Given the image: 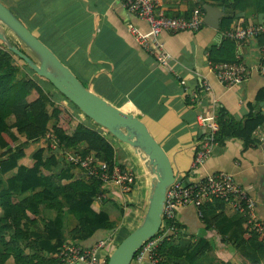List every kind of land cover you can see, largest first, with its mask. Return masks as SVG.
<instances>
[{
    "label": "crops",
    "instance_id": "obj_1",
    "mask_svg": "<svg viewBox=\"0 0 264 264\" xmlns=\"http://www.w3.org/2000/svg\"><path fill=\"white\" fill-rule=\"evenodd\" d=\"M196 1L160 0L157 10L163 16L188 18ZM0 2L49 48L85 87L114 107L136 116L145 124L151 136L169 157L176 180L183 185H191L208 174L230 173L238 185L254 199L256 214L260 220H264V127L257 129L254 134L255 139L263 137V141L259 140L257 145L245 148L243 141L239 139L216 142L205 164L196 170L191 169L202 132L196 117L212 111L210 99L201 89V82L206 81L210 85L212 97L218 102V107L214 109L215 115L219 110H223L225 119L240 122H244L249 114L264 116V101H257V96L264 92V77L253 69L240 85L225 87L218 83L210 69L213 63L211 55L219 58L232 57L236 60L235 63L254 67L261 60L264 39L233 43L232 51L230 44L221 47L226 41L220 21L218 30L203 25L195 32H163L159 39L172 56L169 65L172 71H169L158 66L153 57L139 47L135 37L129 32L128 25L142 33L148 32V26L127 12L118 0H0ZM263 22L264 15H256L252 9H247L231 23L229 30L238 23L247 26ZM5 33L11 44L20 48L15 37L8 31ZM13 58L19 69L15 74V81L35 78L24 68L21 60L15 56ZM19 61L23 67L17 63ZM26 74L29 77H25ZM178 76L185 81L188 94L184 92ZM40 85L52 101L72 110L59 95L54 96L49 85L44 82ZM194 95L196 100L193 102L191 98ZM79 119L81 118L77 120L81 122ZM13 120L12 117L7 122L11 124ZM102 134L105 136L104 132ZM109 137L115 150L114 163L131 169L135 176L137 173L141 177L140 173L145 170L139 158L129 147ZM129 156H132L134 161ZM23 161L26 165H31L27 158ZM133 162L141 169L136 171ZM66 170L68 177H78L79 181L87 183L78 169L67 166ZM149 185L150 180L145 185L140 179H136L130 194L127 195L125 205L121 203V198L115 191L109 192L103 201L94 200L92 209L95 212H104L113 228L110 231L95 232L84 240H73L70 237L77 226V221L61 196L54 200L62 206L61 210L55 205L50 208L41 205L37 210L35 227L30 225L24 227L22 221L19 228H13L9 233L21 234L23 239L24 234H41L43 221L55 220L58 217L61 219L66 242L87 249L110 236L113 238L110 244L115 245L120 230L129 232L140 224L147 206ZM5 190H9L11 197L18 201L33 200L31 193H19L17 184L10 188L6 178L0 176V191ZM44 204L48 205L49 201H44ZM113 208L119 210L120 218L116 219L109 214V211H114ZM2 216L0 201V218ZM176 220L188 234L200 236L198 233L204 230L206 237H209L211 232L215 233L205 230L196 210L191 206H179L176 210ZM35 238L19 241L21 248L31 243V248L25 250V257L34 258L25 264H55L57 250L53 248L54 243L50 242L47 245L44 238L38 241ZM108 246L97 253L98 259H108L111 254L107 251ZM6 264H14L13 258L9 257Z\"/></svg>",
    "mask_w": 264,
    "mask_h": 264
},
{
    "label": "trees",
    "instance_id": "obj_2",
    "mask_svg": "<svg viewBox=\"0 0 264 264\" xmlns=\"http://www.w3.org/2000/svg\"><path fill=\"white\" fill-rule=\"evenodd\" d=\"M204 4L224 9L225 16L220 20V27L224 33L229 31L231 23L247 9H252L256 15H264V0H202L196 1L192 10L195 7L202 9ZM258 38L264 39V35ZM225 41L221 47L230 44L232 51L235 42L226 38ZM13 57L14 55L0 42V176L6 178L10 188L17 184L19 193H31L33 200L18 201L11 197L9 190L0 191L3 211L0 218V264H6L9 257L13 258L14 264L31 262L34 256L25 257V250L31 248V243L21 248L20 240L29 241L36 237L35 240L38 241L44 238L47 245L53 242V248L57 251L60 245L66 242L61 219L58 217L55 220L43 221L41 234H24L23 239L21 234L9 233L11 229L19 228L22 221L24 227L28 225L35 227L37 210L41 205L48 208L55 205L61 210L62 206L54 201L57 196L64 199L69 212L77 221V226L70 235L73 240H84L95 232L110 231L113 228L104 212H95L92 209L94 200L101 192L100 182L92 180L83 183L78 177H68L66 168L71 165L61 163L44 140L45 134L51 132L56 137L60 150H73L83 156L93 154L96 158L112 164L115 150L109 140L110 135L83 116L47 81L36 77L26 64L24 68L35 78L15 81V74L19 69ZM210 59L213 63L236 62L232 57L219 58L211 55ZM41 82L55 90L62 100L92 127L83 121H76L67 106L52 101L49 95L45 94ZM257 101H264V92L257 96ZM12 117L14 120L9 124L7 120ZM217 125L216 142L239 139L246 148L259 142V137L255 139L254 134L257 129L264 127V116L249 114L244 122H240L225 119L223 110H219ZM26 158L31 165L25 164L23 160ZM44 201H49V204L45 205ZM200 211L202 213L200 220L205 230L214 231L223 244L230 245L241 256L242 264H264V244L261 238L253 233H247L245 218L235 213L231 204L212 199L203 203ZM174 225L175 232L164 238L156 249L158 258L156 264H231L219 262L212 257L210 260L212 246L207 239L186 233L178 225L176 218ZM162 231L161 228L158 234ZM117 234L115 247L128 232L123 229ZM55 264H58L57 261Z\"/></svg>",
    "mask_w": 264,
    "mask_h": 264
},
{
    "label": "built area",
    "instance_id": "obj_3",
    "mask_svg": "<svg viewBox=\"0 0 264 264\" xmlns=\"http://www.w3.org/2000/svg\"><path fill=\"white\" fill-rule=\"evenodd\" d=\"M123 8L143 21L148 26V32L142 33L132 25H128L129 32L135 37L139 47L147 54L151 55L158 66L169 69L172 56L166 50L159 36L163 32H195L203 26V10L195 7L190 17H168L161 15L158 10L160 0H118ZM195 1V0H191ZM264 35V22L254 25L243 26L240 23L234 25L232 29L224 34L226 39L235 43H242L255 40ZM210 69L218 83L225 87H235L246 80L251 70H257L264 77V47L261 49V60L254 67H249L241 63H211ZM179 83L184 87V92L188 94L186 83L178 76ZM204 95L208 96L212 111L209 114H199L196 117L198 126L201 128V138L198 142L196 152L192 161V170L202 167L210 157L213 146L216 144L215 137L218 132L217 115L215 107L218 102L213 99L210 85L204 81L200 84ZM196 96L191 98L195 101ZM198 104V103H196ZM47 146L51 152L62 162L70 164L78 169L82 178L86 182L92 180L99 181L101 192L96 197L97 201H103L111 191H115L121 198V203L125 205L127 195L130 194L132 185L135 183V173L129 168H123L96 158L93 154L82 155L73 150H60L56 137L47 132L44 136ZM263 141V137H259ZM212 199L223 200L231 204L235 213L245 218L247 233H253L261 238L264 244V220H260L256 214V204L254 199L238 185L234 176L230 173L217 172L206 175L203 179L191 185H183L175 180L169 187L165 196V203L162 211V233L148 240L136 253L132 262L136 264H156V249L161 245L164 238L175 232V213L179 206H191L196 210L200 219L202 213L200 207L203 203ZM264 206V203H263ZM111 242L112 237L96 243L91 248H82L78 244L64 242L58 248L56 261L58 264H106L107 260L98 259L97 253L105 249Z\"/></svg>",
    "mask_w": 264,
    "mask_h": 264
},
{
    "label": "water",
    "instance_id": "obj_4",
    "mask_svg": "<svg viewBox=\"0 0 264 264\" xmlns=\"http://www.w3.org/2000/svg\"><path fill=\"white\" fill-rule=\"evenodd\" d=\"M202 10L203 25L218 30L219 21L224 16L223 8L204 4ZM5 31L15 37L20 48L11 44ZM0 42L83 116L104 129L114 140L129 147L141 161L150 180L145 213L138 227L115 247L106 263L131 264L144 243L154 238L161 229L166 192L176 180L169 157L141 120L114 107L85 87L1 2Z\"/></svg>",
    "mask_w": 264,
    "mask_h": 264
},
{
    "label": "rangeland",
    "instance_id": "obj_5",
    "mask_svg": "<svg viewBox=\"0 0 264 264\" xmlns=\"http://www.w3.org/2000/svg\"><path fill=\"white\" fill-rule=\"evenodd\" d=\"M21 67H23L22 65V62L19 61L17 62ZM25 77H29V75H25ZM23 79V78H22ZM84 85V84H83ZM85 86V85H84ZM50 88V87H49ZM50 90L53 92L54 96H58L57 92L53 89L50 88ZM70 113L72 114V116L76 119V121H78L77 119L78 118H81L80 116H78V114H76L73 110H69ZM80 121H84L83 118L79 119ZM128 153V152H127ZM130 155V154H129ZM130 159L132 161H134V159L132 158V156H129ZM133 164L135 165L136 167V171L137 169V163L136 162H133ZM141 169V168H140ZM136 179H140V182H143L145 185H147V183L149 182V178H148V175L145 173V171L142 172V174L140 173V175H142L141 177L136 173ZM140 177V178H139ZM114 211L110 212L109 211V214L113 215V217H115L116 219L120 218L121 217V214L119 212L118 209H115L113 208ZM127 212V211H126ZM142 218V217H141ZM138 227V225L133 229L135 230L136 228ZM133 230L129 231L128 234H130ZM198 235H200L199 237H204L205 239L207 238V240L211 243V246H212V253L210 254V260H211V257L212 258H215L218 259L219 262H229L231 264H242V258L241 256L236 253L233 248L230 246V245H225L223 244L221 241H220V238L218 235H216L215 233H212L209 235V237H206L207 234L204 230L200 231V233H198ZM125 238V237H124ZM210 238H212V240L210 241ZM115 249V245H109L108 248H107V251L110 253L113 252V250ZM234 253V254H233ZM232 254V255H231Z\"/></svg>",
    "mask_w": 264,
    "mask_h": 264
}]
</instances>
